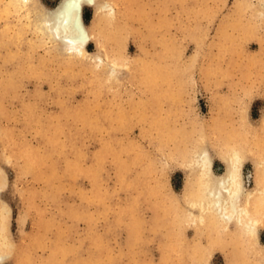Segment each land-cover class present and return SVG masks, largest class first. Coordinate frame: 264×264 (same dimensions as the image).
I'll return each instance as SVG.
<instances>
[{"label": "rangeland", "instance_id": "obj_1", "mask_svg": "<svg viewBox=\"0 0 264 264\" xmlns=\"http://www.w3.org/2000/svg\"><path fill=\"white\" fill-rule=\"evenodd\" d=\"M106 1L87 47L119 63L114 76L63 57L0 0V264H264V223L251 246L179 214L198 142L218 173L225 144L245 145L247 186L264 157L258 0Z\"/></svg>", "mask_w": 264, "mask_h": 264}, {"label": "bare ground", "instance_id": "obj_2", "mask_svg": "<svg viewBox=\"0 0 264 264\" xmlns=\"http://www.w3.org/2000/svg\"><path fill=\"white\" fill-rule=\"evenodd\" d=\"M257 4L260 10L264 12V0H258ZM7 5L8 10L21 11L22 15L29 18L32 31H36L39 37L50 39L56 52L62 56L66 55L67 59L69 57L74 61L76 57L83 59L92 54L87 45L100 34V19L106 10L109 13L113 11V7L106 0H59L52 7H48L38 0H7ZM84 6L94 8V18L89 24L85 22L83 16ZM39 39L37 41L41 40ZM90 57L101 62L106 60L109 76H114L113 73L116 72L119 63L113 58H110L109 55L108 58L103 57L100 53L90 55ZM85 59L87 60V58ZM76 115L77 113L75 117ZM202 142L195 145L198 147L193 146L195 148L192 149L190 158L185 162L188 177L183 198L186 205L179 207L181 208L179 211L180 221L185 224H193L198 231L202 228L211 232L212 229H218L220 233H229L238 238L246 237L251 246L258 245V229L264 223V157L261 155L256 157L255 171L253 172L254 184L247 186L243 164L247 153L250 152L244 147L245 145H242L241 142H235L231 145L225 144V148L223 147L224 149L219 151L225 162V167L223 171L218 173L213 169L211 151L206 145H202ZM25 157L27 160L29 156L25 155ZM8 217V207L4 200L0 199V247H11L7 224ZM206 230L205 232H207ZM222 239L225 238L222 237ZM215 243L216 241L210 242L207 247L205 246L208 252H210L212 244L215 245ZM2 256L0 255V259Z\"/></svg>", "mask_w": 264, "mask_h": 264}]
</instances>
